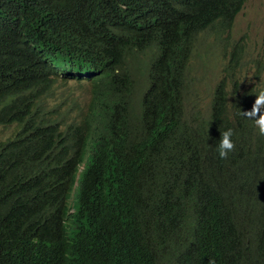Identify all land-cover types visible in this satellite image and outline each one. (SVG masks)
Listing matches in <instances>:
<instances>
[{
    "label": "clouds",
    "instance_id": "9594fccd",
    "mask_svg": "<svg viewBox=\"0 0 264 264\" xmlns=\"http://www.w3.org/2000/svg\"><path fill=\"white\" fill-rule=\"evenodd\" d=\"M49 1L58 13L67 11L64 20L78 2ZM211 1L218 11L199 37L181 36L173 24L194 19L204 3L173 0L121 57L93 49L102 31L84 34L83 17L76 45L70 40L60 51L32 54L39 77L21 87L0 86L6 116L0 129L10 131L0 134V172L8 144L44 152L31 168L39 217L49 226L43 233L64 229L69 237L83 229L76 248L97 233L98 264H122L148 250L160 252L164 264H248L257 235L222 233L214 217L234 188L246 203L244 215L255 203V170L227 158L237 150L264 153V30L259 38L251 30L264 7L249 0ZM114 5L110 0L107 8ZM96 9L108 17L101 4ZM1 43L0 77L17 82L25 62L0 37ZM220 44L230 48L229 57L218 53ZM169 61L178 76L172 96L176 126L164 74ZM218 84L228 94L245 93L247 105L228 103L213 114ZM146 141L152 160L131 152ZM147 191L146 204L136 205Z\"/></svg>",
    "mask_w": 264,
    "mask_h": 264
},
{
    "label": "trees",
    "instance_id": "16d2710c",
    "mask_svg": "<svg viewBox=\"0 0 264 264\" xmlns=\"http://www.w3.org/2000/svg\"><path fill=\"white\" fill-rule=\"evenodd\" d=\"M110 0H78L71 9L70 19L64 20L67 11L58 13L56 6L49 0H0V37L3 43L17 51L24 75L17 82L0 77V86L5 84L21 87L32 78L40 76V69L32 64L33 53L60 51L70 40L76 45L78 34L76 27L84 17V34L98 29L100 33L94 50H105L121 57L124 47L131 39L152 26L156 15L173 0H114V9L107 8ZM204 5L196 9L194 19L186 23H174V29L184 37L195 38L207 32L218 11L216 1L201 0ZM101 4L108 14L103 18L97 11ZM84 36V35H83ZM82 36V37H83ZM21 44V41H26ZM2 45V43L0 44ZM33 48L29 50L28 47ZM164 74L170 93L168 106L171 112L172 126L180 119L174 114L175 102L172 100L178 85V76L173 75L172 63L164 66ZM15 76H21L19 70ZM228 103L234 106H246L247 96L238 89L226 93L222 84H218L213 93V114ZM6 122V116L0 111V125ZM37 129L40 128L39 124ZM20 127V126H19ZM163 129H166L163 127ZM162 139V136H161ZM150 142L138 143L131 152L146 155ZM6 166L0 172V264H98L94 259V244L98 234L91 231L76 248L79 236L85 231L74 230L69 237L65 230L55 233H43L49 228L39 217V202L32 191V161L44 155V152L24 144H8L4 150ZM228 160L241 162L255 170L253 185L256 198L253 209L244 215L246 203L242 194L234 188L214 223L222 233L236 236L239 232L257 235L258 245L250 247L248 264H264V153L237 150L228 155ZM150 198L148 191L136 205L144 206ZM220 218H229L220 220ZM259 231V234L257 233ZM160 252L148 250L143 255L134 256L122 264H164Z\"/></svg>",
    "mask_w": 264,
    "mask_h": 264
},
{
    "label": "rangeland",
    "instance_id": "374dc122",
    "mask_svg": "<svg viewBox=\"0 0 264 264\" xmlns=\"http://www.w3.org/2000/svg\"><path fill=\"white\" fill-rule=\"evenodd\" d=\"M254 6H261L264 7V0H249ZM252 32L256 35L257 38H259L264 30V17L260 15H255L252 19V26H251ZM224 53L225 56H230V48L224 44H220L218 47V53ZM249 58L243 59V62H248ZM83 91H87L88 89L85 87H81ZM0 134L3 136H6L10 134L9 130L6 129H0Z\"/></svg>",
    "mask_w": 264,
    "mask_h": 264
},
{
    "label": "bare ground",
    "instance_id": "6f19581e",
    "mask_svg": "<svg viewBox=\"0 0 264 264\" xmlns=\"http://www.w3.org/2000/svg\"><path fill=\"white\" fill-rule=\"evenodd\" d=\"M50 64H51V63H50ZM92 73H93V72H90V75H91ZM258 75H259V73H253V74H252V77H253V78H256ZM95 76H96V74H95ZM251 85H252V84H251Z\"/></svg>",
    "mask_w": 264,
    "mask_h": 264
}]
</instances>
